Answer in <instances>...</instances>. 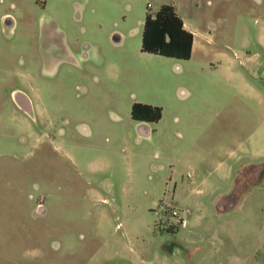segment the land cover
Segmentation results:
<instances>
[{"label":"rangeland","instance_id":"1","mask_svg":"<svg viewBox=\"0 0 264 264\" xmlns=\"http://www.w3.org/2000/svg\"><path fill=\"white\" fill-rule=\"evenodd\" d=\"M172 1L0 0V264H264V0H192L207 50L141 51Z\"/></svg>","mask_w":264,"mask_h":264},{"label":"trees","instance_id":"2","mask_svg":"<svg viewBox=\"0 0 264 264\" xmlns=\"http://www.w3.org/2000/svg\"><path fill=\"white\" fill-rule=\"evenodd\" d=\"M192 43V33L184 27L172 4L164 3L153 14L146 13L142 27L141 51L189 59ZM130 116L137 122L156 123L161 118V108L134 102L130 108Z\"/></svg>","mask_w":264,"mask_h":264},{"label":"crops","instance_id":"3","mask_svg":"<svg viewBox=\"0 0 264 264\" xmlns=\"http://www.w3.org/2000/svg\"><path fill=\"white\" fill-rule=\"evenodd\" d=\"M169 4H172L174 6L177 14L181 17L183 21L184 27L188 31H190L193 35L191 55L194 53V51L202 54L204 50H207L204 45V39H206L209 36L210 29H212L210 28L211 24L209 20H206L204 17L205 10L201 9L199 2H196V1L192 2V0H173ZM6 17H11V16L7 15ZM118 37L121 38V36H118ZM219 54L222 55L224 64H227L226 66L229 69L230 78L237 80L236 82L239 85L244 86L248 91L250 92L255 91L252 88L251 84H249V82L246 80V78L241 73H238L236 70L233 71V67L236 64V61L232 59L231 57H229V55H227L224 52H220ZM249 61H250V56L245 55V57L242 60H240V63L242 66H244ZM263 104H264L263 100L259 99L258 106L260 109L262 108ZM260 109L256 111H259L260 113L261 111ZM216 114H217V111L213 113V115H216ZM138 123H141L143 125L149 124V123H144V122H138Z\"/></svg>","mask_w":264,"mask_h":264},{"label":"water","instance_id":"4","mask_svg":"<svg viewBox=\"0 0 264 264\" xmlns=\"http://www.w3.org/2000/svg\"><path fill=\"white\" fill-rule=\"evenodd\" d=\"M4 22H5V24H6L7 26H11V25L13 24V20H12L11 17H6V18L4 19ZM118 40H119V39H118Z\"/></svg>","mask_w":264,"mask_h":264},{"label":"flooded vegetation","instance_id":"5","mask_svg":"<svg viewBox=\"0 0 264 264\" xmlns=\"http://www.w3.org/2000/svg\"><path fill=\"white\" fill-rule=\"evenodd\" d=\"M172 226H176V225H172ZM181 226H185V225H181ZM229 264H237V263L232 260Z\"/></svg>","mask_w":264,"mask_h":264},{"label":"built area","instance_id":"6","mask_svg":"<svg viewBox=\"0 0 264 264\" xmlns=\"http://www.w3.org/2000/svg\"><path fill=\"white\" fill-rule=\"evenodd\" d=\"M147 7H151V4H150L149 2L147 3ZM180 221H181V220H180Z\"/></svg>","mask_w":264,"mask_h":264}]
</instances>
